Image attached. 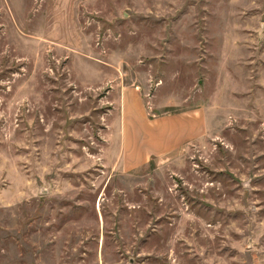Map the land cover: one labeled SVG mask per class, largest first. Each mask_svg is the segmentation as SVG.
I'll list each match as a JSON object with an SVG mask.
<instances>
[{
	"label": "rangeland",
	"instance_id": "374dc122",
	"mask_svg": "<svg viewBox=\"0 0 264 264\" xmlns=\"http://www.w3.org/2000/svg\"><path fill=\"white\" fill-rule=\"evenodd\" d=\"M0 264H264V0H0Z\"/></svg>",
	"mask_w": 264,
	"mask_h": 264
},
{
	"label": "crops",
	"instance_id": "0c3cea01",
	"mask_svg": "<svg viewBox=\"0 0 264 264\" xmlns=\"http://www.w3.org/2000/svg\"><path fill=\"white\" fill-rule=\"evenodd\" d=\"M126 99H127V96L125 95V93H124V95L122 96V103H123V105H125V101H126ZM163 126V125H162ZM160 124H158L157 126L155 125V129L157 128L158 129V127L160 128V127H162ZM177 141V139H174V141L173 142H176ZM152 156V155H151ZM150 156V157H151ZM146 159V158H145ZM144 159V160H145ZM149 160V159H148Z\"/></svg>",
	"mask_w": 264,
	"mask_h": 264
}]
</instances>
